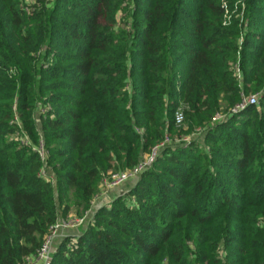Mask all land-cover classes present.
Wrapping results in <instances>:
<instances>
[{"label": "trees", "instance_id": "obj_1", "mask_svg": "<svg viewBox=\"0 0 264 264\" xmlns=\"http://www.w3.org/2000/svg\"><path fill=\"white\" fill-rule=\"evenodd\" d=\"M167 139L51 264H264V0H0V264Z\"/></svg>", "mask_w": 264, "mask_h": 264}, {"label": "built area", "instance_id": "obj_2", "mask_svg": "<svg viewBox=\"0 0 264 264\" xmlns=\"http://www.w3.org/2000/svg\"><path fill=\"white\" fill-rule=\"evenodd\" d=\"M239 79L240 71L238 70ZM258 95L250 96L243 98L242 103L234 110L235 113H239L248 107L249 105H258L259 104ZM224 118V116H217L214 121H220ZM175 122L177 126H180L184 122V115L181 111L176 113ZM12 125H16L18 128V133L16 134L17 139L21 141L24 145H30V139L27 135L23 134V128L16 117L15 120L11 123ZM139 133H143L142 130H138ZM189 139H185L184 141H188ZM170 140L167 139L165 143L156 146L152 152L144 157V159L132 170L123 171L119 173H110L108 176L104 177L102 180V191L98 194L92 201L91 207L88 211H86L82 216H69L67 218H60L57 220L55 224L50 227L49 235L47 236L44 244L37 252L36 255L29 257L24 264H51L53 260V256L56 253L60 243L62 242L64 237H74L79 238L81 235H71L72 231L78 230L80 228L87 227L93 221L95 214L102 209L103 207L109 206L112 202L109 199L110 192L124 186L127 183L136 182L139 177L150 169L158 156L159 150L166 144L169 143ZM35 152L40 157L43 167L39 173V175L43 178H46L49 182L55 184L54 176L49 173L48 168V158L49 152L46 148V144L43 140L40 141L39 145L35 148ZM94 208L97 211H94ZM95 209V210H96ZM72 234V233H71ZM76 239H73L71 242L72 246ZM69 246V247H70Z\"/></svg>", "mask_w": 264, "mask_h": 264}, {"label": "crops", "instance_id": "obj_3", "mask_svg": "<svg viewBox=\"0 0 264 264\" xmlns=\"http://www.w3.org/2000/svg\"><path fill=\"white\" fill-rule=\"evenodd\" d=\"M131 184H133V183H127L123 187L121 186V187L111 191L110 195H109L110 201L113 202L119 196H122L123 194L127 193V191L129 190ZM82 231H83V228H80L78 230L72 231L71 232L72 234L70 233V236L71 235H79V234H81ZM38 264H43V263H38Z\"/></svg>", "mask_w": 264, "mask_h": 264}, {"label": "rangeland", "instance_id": "obj_4", "mask_svg": "<svg viewBox=\"0 0 264 264\" xmlns=\"http://www.w3.org/2000/svg\"><path fill=\"white\" fill-rule=\"evenodd\" d=\"M254 96H257V95H254ZM123 187V186H122ZM102 188H103V186H102V181L100 182V185H99V193L98 194H100L101 193V191H102ZM127 192H129V190L127 191ZM124 195V194H123ZM96 208H94V211H97V209L95 210ZM69 216H78V214H76L75 213V210H72V212H71V214L69 215ZM68 216V217H69ZM84 229V228H83ZM81 235V234H80Z\"/></svg>", "mask_w": 264, "mask_h": 264}]
</instances>
